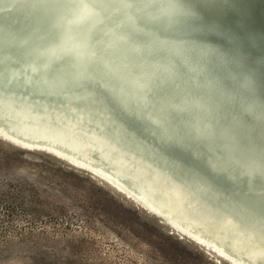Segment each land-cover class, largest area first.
<instances>
[{
	"label": "water",
	"instance_id": "obj_1",
	"mask_svg": "<svg viewBox=\"0 0 264 264\" xmlns=\"http://www.w3.org/2000/svg\"><path fill=\"white\" fill-rule=\"evenodd\" d=\"M0 15L23 17L24 27L32 30L26 38H19L20 27L13 21L0 24V87L10 91L0 93L1 126L10 133L57 144L96 164L114 178L116 184L111 183L124 194L96 178L91 170H81L60 160L59 157L64 155L58 151L36 147L43 149L38 152L85 172L108 187L123 203H128L168 235L193 243L213 264L228 263L209 251L208 245L204 248L203 241L176 225L203 235L210 248L229 259L231 264H264V206L260 207L263 213H258L238 204L237 211L252 222L244 225L233 215L226 214L221 205L211 201L236 198L231 190L208 180L199 186H194L195 183L185 185L186 181L178 178L174 169L187 174L189 168L164 149V145L174 147L176 144L166 136L170 132L165 121L170 119L169 114L163 112L160 119L143 115L164 134L161 142L152 140L149 135L129 131L131 138L139 140L143 148L150 151L152 159H144L135 153H122L114 147L122 140H113L110 133L106 134L108 140L102 135L107 129L114 132L120 123L117 119L105 111L75 104L73 97L65 91L41 85L52 66L69 57L82 60L91 56L101 64L108 79L94 83L99 90L135 91L145 97L154 92L145 83L144 78L148 77L181 96V99L170 100L168 105L182 116L180 125L197 135L195 144L201 142L199 133H204L208 148L218 151L212 144L216 124L211 109L230 122V139H235L237 132L242 130L240 118L243 113L252 118L264 134V116L257 110L258 103L249 101L243 87L252 85L255 97L264 105L259 101V94L264 92V0H0ZM32 17L47 25L40 29L35 27L31 23ZM54 31L58 34L56 40L49 36ZM170 32L175 35L170 37L167 35ZM183 32L192 37H184ZM38 39L41 45H38ZM231 49L243 65L255 67L231 71L232 79L243 81L235 90V98L242 103V109L234 104H220L205 88L209 86L216 90L224 83L223 73L235 64ZM134 50L138 52L139 61L134 59ZM154 51L162 60L152 57ZM176 62L181 67L177 68ZM80 68L82 73L89 75L86 67L80 64ZM162 73L179 74L180 83L163 80ZM5 75L9 77L3 82L1 78ZM121 76L132 82H119L117 78ZM67 84L76 90L79 99L91 100L86 81H69ZM184 86L189 90H183ZM18 87H33L36 94L31 97ZM98 101L103 103L104 100L98 98ZM22 102L23 108L20 107ZM15 108L19 110L13 113ZM189 112H194L201 124L187 122ZM230 115L234 117L230 119ZM242 140L250 149H256L250 135ZM184 143L193 149L190 142ZM0 146L17 147L25 154L35 151L30 150L35 145L19 142L1 131ZM255 152L264 161V150ZM240 154V149L233 146L228 166L219 168L210 161L206 165L217 175L238 168L242 173L264 177L263 164L245 163L239 158ZM125 187L136 196L125 193ZM253 193L259 195L261 192L255 189ZM138 198L154 206L144 205L143 209L136 202ZM230 255L239 261L231 259Z\"/></svg>",
	"mask_w": 264,
	"mask_h": 264
},
{
	"label": "rangeland",
	"instance_id": "obj_2",
	"mask_svg": "<svg viewBox=\"0 0 264 264\" xmlns=\"http://www.w3.org/2000/svg\"><path fill=\"white\" fill-rule=\"evenodd\" d=\"M0 264L213 261L149 223L85 172L43 152L0 146Z\"/></svg>",
	"mask_w": 264,
	"mask_h": 264
},
{
	"label": "bare ground",
	"instance_id": "obj_3",
	"mask_svg": "<svg viewBox=\"0 0 264 264\" xmlns=\"http://www.w3.org/2000/svg\"><path fill=\"white\" fill-rule=\"evenodd\" d=\"M7 21H13L17 26L20 27V32L18 33L19 35H17L19 38H26L30 35L32 30L24 27L25 19L23 17L18 16V18H15L11 15H0V24H4V22ZM31 23L39 29L40 27L44 28L45 25H47L45 22L42 23V20L35 17L31 18ZM183 34L184 37L188 39L192 37V35L188 34L187 32H183ZM167 35L173 37L175 34L174 32H170ZM49 36L50 39H58V34L56 31L51 32ZM37 42L38 45H41L40 39H38ZM231 53L233 55V61L235 64H232L223 73L222 80L224 83L220 85L216 90H212L211 87L206 85L205 88L207 91H210V95H214V97L221 102H219L220 104H234L237 105L239 109H242V103L237 102V99L235 98V90L241 87L243 81L232 79L231 71H241L243 67H250L254 69L255 67L252 65H243L235 56L234 49H231ZM151 55L153 58L155 57L158 60H162V57L156 51H154ZM28 56H31V54H28ZM134 59L136 61H139L137 50H134ZM80 64L86 67V69L90 72L89 75L81 72ZM175 65L177 68L181 67V64L179 62H176ZM101 68V64L91 56L82 60L69 57L68 60H65V62L52 66V68L47 71V78L41 85L43 87H54L58 90L65 91L67 94L73 97L75 104L93 107L95 109L105 111L109 116L117 119L120 123H118V126H116L114 132H112L110 129H107L102 132V135L105 136L108 140L109 136H107L106 134L110 133V135H113V140L116 138L122 140L121 144L118 143L117 145H114V147H117L119 151H121L122 153H135L139 155V157L144 159H152V157H150V151L143 148L144 146L139 140L131 138L129 131L131 130L138 132L141 136L149 135L152 140L161 142V138L164 136V134L158 128L154 127L150 121L146 120L143 115L148 114L151 119H160L163 112L169 114L170 119L168 121H165L170 128V132L166 136H170L176 144L174 147L164 145L165 152L168 155L179 158L189 168L187 174H185L183 170L173 168L177 177L185 180V185L195 183L194 186H199L200 183H204L206 180H208L209 183L212 181L217 182L222 184V186L226 190H231L236 198L225 197L217 200L212 199L211 201L213 203H216L217 205H221V207L225 211H227L226 214L233 215L232 217H236L244 225L252 224V222H250L247 216L237 211L238 204L246 205L251 209L258 211V213H263L262 209H260L261 206H264L263 176H252L248 173H242L238 168L226 170L225 172L221 173V175H217L212 172L208 165H206V163L210 161L219 168H225L226 166H228L230 164L228 158L233 146H237L240 149L241 154L239 155V158L241 159V161L243 160V162L245 163L259 162L264 165V161L261 158H258L257 153L255 152L258 150H264V134L263 131L256 126L252 118L243 113L244 116L240 118L242 130L240 132H237V136L235 139H230L228 137V131L231 127L230 122L224 118L219 117L217 112L214 109H211L210 113L216 124V130L212 144L213 146H217L216 149L218 150L214 152L208 148L206 135L204 133H199L198 137L201 139V142L199 144H195L194 140L197 135L193 132H190L186 128H183L180 125L182 116L175 112L174 109L169 107L168 103L170 100L181 99V96H178L176 93L168 90L165 86L152 81L148 77L144 78L145 83L151 86L154 92L153 94L145 97H141V95L135 91L122 93L121 91L115 89L99 90L94 86V83L97 81L108 80L107 76L104 75ZM210 73H213V70H210ZM7 77L9 76L5 75L1 78V81L5 82L4 80ZM180 77L181 76L179 74H161V78L163 80L173 83H180ZM117 79L119 82H122L124 84L126 81L132 82V80L125 79L122 76ZM77 80H84L89 84V93L91 96V100L89 102L79 99L76 96V90L74 88L68 87L69 85L67 84V82ZM243 87L246 89L249 101L258 103L257 110L264 116V105L260 104L255 97L253 86L250 84H245ZM0 88V93H10L9 89H7L6 87L3 86ZM18 88L19 90L23 89L27 93V95L31 97L36 94V89L33 87ZM183 90H189L188 86H184ZM45 98L49 99L48 96H45ZM98 98H103V103H100L98 101ZM18 99L20 100L21 98ZM259 101L264 103V92H261L259 94ZM24 105L25 104H23L22 102L20 107L23 108ZM15 110L16 111L12 112L16 113L19 108H15ZM233 117V115L229 116L230 119H232ZM186 120L187 122L192 124H201L198 116L194 112H189V114L186 116ZM66 130H69V128H66ZM0 131L4 133V135L16 138L19 142L35 145V147L33 146V148L30 150H43L36 147L44 146L48 147L49 149H54L64 155L63 158H61V156L59 157V159L64 161L65 163L81 170H91V173H94L95 177L105 180L111 185H113L111 182L115 183L114 178L102 172L100 170L101 168H99L96 164L86 160V158H84L83 156H79L74 152L70 153L57 144L39 140L37 138L27 137L13 132L10 133V131L6 130V128L1 125ZM249 135L256 149H250L242 140V138H245V136L247 137ZM184 142H188L187 144H189L190 142V144L193 145V149L190 146L186 145V143ZM255 189L261 193L259 195H255V193H253V190ZM117 190L124 194V192H122L121 190ZM124 191L125 193H130L133 196H136V194L129 188L125 187ZM136 202L141 208H143L144 205L154 206L153 203L147 200L142 201L140 198L136 199ZM176 226L180 227L186 232H189L197 239L203 241L201 243L204 245V248H206V246L208 245L207 247H209V251L215 253L231 264L229 259L222 257L220 254H218V252H215V250H212L210 248L211 246L208 240L203 235L196 233L192 229H188L179 225ZM216 251L220 252L219 249H217ZM221 252H223L224 254H228V252L226 253L225 250H221ZM229 257H231V259L239 261V258H234L231 255Z\"/></svg>",
	"mask_w": 264,
	"mask_h": 264
}]
</instances>
